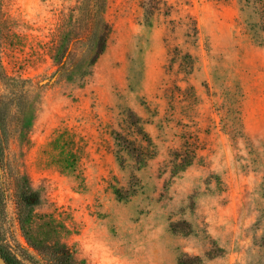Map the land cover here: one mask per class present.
<instances>
[{"label": "rangeland", "instance_id": "rangeland-1", "mask_svg": "<svg viewBox=\"0 0 264 264\" xmlns=\"http://www.w3.org/2000/svg\"><path fill=\"white\" fill-rule=\"evenodd\" d=\"M142 1L0 0L10 264H264V0Z\"/></svg>", "mask_w": 264, "mask_h": 264}, {"label": "trees", "instance_id": "trees-1", "mask_svg": "<svg viewBox=\"0 0 264 264\" xmlns=\"http://www.w3.org/2000/svg\"><path fill=\"white\" fill-rule=\"evenodd\" d=\"M106 0H93L94 6H96V12L91 16L92 20V29H95L94 33L98 37V50L92 60V64L95 63V61L98 59V57L104 52L106 48V40H107V33L105 30H101L103 28V24H105V17H104V6H105ZM142 7L145 10L144 18L145 22L152 26L154 23L155 18L158 14L163 13L164 15H169L171 12V6L162 10L161 7V0H143L142 1ZM88 12V11H87ZM89 13V12H88ZM89 15H91L89 13ZM100 25L102 27H100ZM196 32H198V29H196ZM131 118L130 120H127L129 126L133 128L134 132H138L142 134V139L146 140L147 146L140 144L137 145L136 142L130 141L126 138L125 135H123L120 132H115L116 134V140L117 145L119 146V149L117 150L118 156L121 157V152L126 151L128 153L130 152H137V154L143 158L148 159L152 156V153L149 151V146H152V140L149 137V135L145 132L144 128L140 125V118L136 117V115H132V113L129 115ZM146 161H143L138 167H141L145 164Z\"/></svg>", "mask_w": 264, "mask_h": 264}, {"label": "water", "instance_id": "water-1", "mask_svg": "<svg viewBox=\"0 0 264 264\" xmlns=\"http://www.w3.org/2000/svg\"><path fill=\"white\" fill-rule=\"evenodd\" d=\"M0 264H10V263L0 255Z\"/></svg>", "mask_w": 264, "mask_h": 264}]
</instances>
